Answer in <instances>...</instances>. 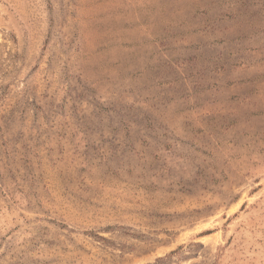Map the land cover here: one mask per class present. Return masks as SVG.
Instances as JSON below:
<instances>
[{"label": "rangeland", "instance_id": "obj_1", "mask_svg": "<svg viewBox=\"0 0 264 264\" xmlns=\"http://www.w3.org/2000/svg\"><path fill=\"white\" fill-rule=\"evenodd\" d=\"M0 264H264V0H0Z\"/></svg>", "mask_w": 264, "mask_h": 264}]
</instances>
